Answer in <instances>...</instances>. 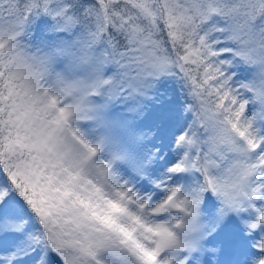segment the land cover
Instances as JSON below:
<instances>
[{
  "label": "snow or ice",
  "instance_id": "snow-or-ice-1",
  "mask_svg": "<svg viewBox=\"0 0 264 264\" xmlns=\"http://www.w3.org/2000/svg\"><path fill=\"white\" fill-rule=\"evenodd\" d=\"M0 264H264V0H0Z\"/></svg>",
  "mask_w": 264,
  "mask_h": 264
}]
</instances>
